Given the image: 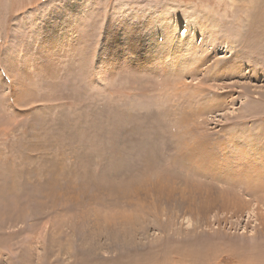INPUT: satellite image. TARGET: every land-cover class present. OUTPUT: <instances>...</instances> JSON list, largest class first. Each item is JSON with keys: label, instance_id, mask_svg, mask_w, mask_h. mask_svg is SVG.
Listing matches in <instances>:
<instances>
[{"label": "rangeland", "instance_id": "obj_1", "mask_svg": "<svg viewBox=\"0 0 264 264\" xmlns=\"http://www.w3.org/2000/svg\"><path fill=\"white\" fill-rule=\"evenodd\" d=\"M0 264H264V0H0Z\"/></svg>", "mask_w": 264, "mask_h": 264}, {"label": "snow or ice", "instance_id": "obj_2", "mask_svg": "<svg viewBox=\"0 0 264 264\" xmlns=\"http://www.w3.org/2000/svg\"><path fill=\"white\" fill-rule=\"evenodd\" d=\"M25 55H28L27 53ZM51 56L47 52H37L35 55L29 56V61L32 63L34 66L35 65H45L47 63L51 62ZM23 72V69L21 70ZM30 75V74H28ZM18 84L22 88L28 87L29 81L27 80L26 76H21L18 80ZM206 145V141H202L196 145L193 146V151L200 150Z\"/></svg>", "mask_w": 264, "mask_h": 264}, {"label": "bare ground", "instance_id": "obj_3", "mask_svg": "<svg viewBox=\"0 0 264 264\" xmlns=\"http://www.w3.org/2000/svg\"><path fill=\"white\" fill-rule=\"evenodd\" d=\"M167 35H168V34H165L166 38H167ZM177 39H178V38H177ZM177 39H176V40H177ZM183 40H184V39H183ZM167 41H170V42H169V45L167 44L168 46H170L172 43H173V45H174V44H178V43H179V42L175 43V38L173 39V38H172V35H169V37H168V40H167ZM193 42H194V41H193ZM183 43H184V42H183ZM183 43H182V44H183ZM185 43H186V42H185ZM190 43H191V42H190V41H188V42H187V44H188V45H186V46H187V47H190ZM158 46H159V45H157V47H158ZM179 47H181V46H180V45H178V48H179ZM192 49H193V48H192ZM192 51H193V50H192ZM194 53H195V52H194ZM172 59L175 61V59H174V58H172ZM173 60H172V61H173ZM97 61H98V60H97ZM98 63H100V61H98ZM252 149H253V148H252ZM246 159H247V158H246Z\"/></svg>", "mask_w": 264, "mask_h": 264}]
</instances>
